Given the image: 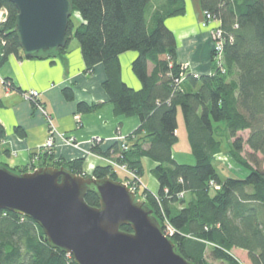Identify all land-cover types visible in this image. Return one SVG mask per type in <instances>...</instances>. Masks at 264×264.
I'll list each match as a JSON object with an SVG mask.
<instances>
[{
    "label": "trees",
    "instance_id": "16d2710c",
    "mask_svg": "<svg viewBox=\"0 0 264 264\" xmlns=\"http://www.w3.org/2000/svg\"><path fill=\"white\" fill-rule=\"evenodd\" d=\"M70 1L81 22L74 25L70 18L67 44L71 37L76 39L86 71L103 64V88L115 113L140 118L139 127L127 136V149H121L118 141L110 149L114 155L120 152L116 160L139 177L144 157L156 163L151 174L158 181V192L143 189L139 197L153 210L160 226L165 217L175 228L171 239L178 252L192 264H209L208 256L227 264H242L234 252H245L248 264H264V170L259 160L252 165L242 155L247 145L251 156L261 153L264 159V0H199L203 21L205 12L209 13L220 21L225 33V71L213 66L209 74L195 77L187 70L184 81L189 79L197 85L188 91L182 86L173 89V80L182 70L175 60V36L164 23L168 17L185 13V0L156 1V6L154 0ZM0 8L7 10L6 19L0 23L1 66L11 54L20 57L21 49L14 30L16 7L0 0ZM66 48L37 57H49ZM126 51L137 52L132 70L142 83L139 90L121 80L118 57ZM149 61L153 63L151 73ZM178 109L195 157L192 165L172 157L178 139ZM245 130L246 139L238 134ZM222 138L227 139L228 154L242 174L233 172L235 175L222 178L218 172L215 156L221 152ZM92 150L109 155L96 146ZM41 158V166H64L82 174V159L54 161L47 152H42ZM91 176L118 180L109 165L96 167ZM210 180L220 188L211 187ZM181 192L182 197L178 196ZM85 201L98 206L95 192H87ZM121 229L131 231L129 226ZM0 264L76 263L51 246L32 219L2 210Z\"/></svg>",
    "mask_w": 264,
    "mask_h": 264
},
{
    "label": "crops",
    "instance_id": "0c3cea01",
    "mask_svg": "<svg viewBox=\"0 0 264 264\" xmlns=\"http://www.w3.org/2000/svg\"><path fill=\"white\" fill-rule=\"evenodd\" d=\"M156 1L162 0H154V6ZM203 20L204 11L199 0H185V13L164 21L175 36V60L178 64L189 63L190 74H209L214 66L209 31L208 27L202 26ZM136 57V51H126L118 59L122 82L139 90L142 83L132 70ZM147 69L151 73L152 62H148ZM105 80L102 63L86 71L77 42L73 44L69 41L64 52L49 57L28 58L22 50L20 57L9 55L0 66V126L3 129L0 165L10 169L29 168L31 158L38 156L34 166H41L43 158L40 152L47 137V122L31 101L23 96V92L35 89L39 91L40 100L49 112L57 133L73 138L78 144V148L66 145L57 137L49 154L52 160L70 162L82 159V174L90 176L96 167L108 166V160L115 157L111 146L117 142L118 136H122L126 143L127 136L139 127L140 118L115 113L114 105L103 88ZM5 81L11 83L10 86ZM182 88L194 90L197 85L186 79ZM176 118L178 139L172 147V157L178 163L192 165L195 157L191 153L180 109ZM93 146L102 152L108 151L109 155L93 151ZM142 160L141 181L148 191L156 194L159 184L151 174L156 163L147 157ZM122 173L124 181L126 176Z\"/></svg>",
    "mask_w": 264,
    "mask_h": 264
},
{
    "label": "water",
    "instance_id": "95a60500",
    "mask_svg": "<svg viewBox=\"0 0 264 264\" xmlns=\"http://www.w3.org/2000/svg\"><path fill=\"white\" fill-rule=\"evenodd\" d=\"M7 1L18 11L14 30L25 57L66 47L70 0ZM89 191L97 194L98 206L85 201ZM2 210L32 219L48 243L76 264H192L163 234L153 210L111 177L77 174L64 166L15 172L0 165Z\"/></svg>",
    "mask_w": 264,
    "mask_h": 264
},
{
    "label": "built area",
    "instance_id": "2783aa9c",
    "mask_svg": "<svg viewBox=\"0 0 264 264\" xmlns=\"http://www.w3.org/2000/svg\"><path fill=\"white\" fill-rule=\"evenodd\" d=\"M7 17V10L5 8H0V23L3 22ZM202 26L208 27L209 30V37L211 40V47H212V60L214 63V66L220 71L224 72V44H225V33L221 28V23L219 20L213 18L209 13L205 12V21L202 22ZM231 39V38H230ZM182 72L179 74L177 78H174L173 80V89L174 91H177L180 89L182 82L185 78L186 71L190 69L189 63H181L180 64ZM193 75L196 77L198 74ZM7 86H10L11 83L5 81ZM40 93L38 90L31 89L28 91L23 92V96L31 101V103L34 104V107L38 109L41 114L45 117L47 122V137L45 139V142L43 144V147L41 148V152H47L51 153L53 148L55 147V141L56 138H61L66 145H71L73 147L78 148V144L73 140L71 137L59 135L57 133V130L52 122L51 116L49 112L46 110V108L43 106V103L40 100ZM117 141L120 142V147L123 150L127 149V145L125 143V140L122 136L117 137ZM118 156H121L120 152L115 154V157L111 160H108V165L114 169V170H120L125 173L126 177L123 181L131 191H133L135 194L140 190V188L146 189L145 185L141 181L140 177L132 170H130L125 164L120 163L116 160ZM38 156H34L31 158L29 168H33L34 164L37 161ZM209 185L213 187L214 189H219L220 185L215 183L213 180H210ZM184 192H181L178 194V196L182 197ZM162 231L163 234L169 238H171L174 233L176 232L175 228L171 225V223L168 221L167 218H163L162 223Z\"/></svg>",
    "mask_w": 264,
    "mask_h": 264
},
{
    "label": "rangeland",
    "instance_id": "374dc122",
    "mask_svg": "<svg viewBox=\"0 0 264 264\" xmlns=\"http://www.w3.org/2000/svg\"><path fill=\"white\" fill-rule=\"evenodd\" d=\"M80 19H81V17L79 15L78 11H73L72 12V16H71V20L73 21L74 25H77L79 23ZM70 41L73 42V44L77 42L74 37H71ZM182 85H183V82H182L181 86ZM238 134L241 135L244 139H246L247 136H248V130L239 132ZM228 149L229 148H228L227 139L226 138H222V149H221V152L215 156V165H216L217 170L220 173L222 178H224L226 175H235L234 173H237L239 175V174H242V171H243L231 159V157L228 154V152H229ZM250 152H251V150L249 149V147L247 145H245L244 150L242 152V155L252 165L255 164L254 162H255L256 159L259 160L260 161V165H261L262 169L264 170V159L262 158V154L261 153H256L255 156L253 157V156L250 155ZM117 172H118V176H117L118 180L122 181V179H124L123 173L120 170H117ZM140 179H141V177H140ZM143 180L145 181L146 178H143ZM215 190H217V189H215ZM141 193H142V189L140 188V190L136 193L137 198L140 199V200H141V198L139 196L140 195L142 196ZM162 223H163V220H162ZM233 254L242 264H248L245 252L242 253L243 255L240 254L239 252H234ZM207 256H208V253H207ZM207 260H208L209 264H227L225 261L216 260V259H214V258H212L210 256L207 257Z\"/></svg>",
    "mask_w": 264,
    "mask_h": 264
},
{
    "label": "clouds",
    "instance_id": "9594fccd",
    "mask_svg": "<svg viewBox=\"0 0 264 264\" xmlns=\"http://www.w3.org/2000/svg\"><path fill=\"white\" fill-rule=\"evenodd\" d=\"M34 169V168H33ZM33 169H30L29 171L33 170Z\"/></svg>",
    "mask_w": 264,
    "mask_h": 264
},
{
    "label": "bare ground",
    "instance_id": "6f19581e",
    "mask_svg": "<svg viewBox=\"0 0 264 264\" xmlns=\"http://www.w3.org/2000/svg\"><path fill=\"white\" fill-rule=\"evenodd\" d=\"M212 69V68H211Z\"/></svg>",
    "mask_w": 264,
    "mask_h": 264
}]
</instances>
